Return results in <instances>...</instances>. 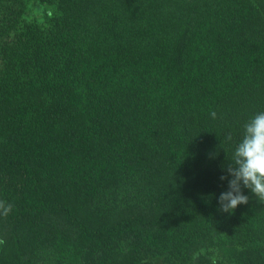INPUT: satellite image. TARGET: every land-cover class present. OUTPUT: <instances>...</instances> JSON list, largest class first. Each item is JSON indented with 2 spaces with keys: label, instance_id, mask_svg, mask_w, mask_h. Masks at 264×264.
Here are the masks:
<instances>
[{
  "label": "trees",
  "instance_id": "trees-1",
  "mask_svg": "<svg viewBox=\"0 0 264 264\" xmlns=\"http://www.w3.org/2000/svg\"><path fill=\"white\" fill-rule=\"evenodd\" d=\"M222 53L264 111V0H0V264H264V203L218 202L245 124L199 70Z\"/></svg>",
  "mask_w": 264,
  "mask_h": 264
},
{
  "label": "clouds",
  "instance_id": "clouds-1",
  "mask_svg": "<svg viewBox=\"0 0 264 264\" xmlns=\"http://www.w3.org/2000/svg\"><path fill=\"white\" fill-rule=\"evenodd\" d=\"M210 114L216 117L214 111ZM227 139H232L231 133ZM226 173L220 177L228 180V190L220 194L218 201L222 211L231 213L238 205L249 202L250 197L242 188L249 189L259 202L264 203V111L256 113L244 124L243 136L234 149L231 162L226 165ZM11 208V204L0 200V215L7 216Z\"/></svg>",
  "mask_w": 264,
  "mask_h": 264
},
{
  "label": "rangeland",
  "instance_id": "rangeland-1",
  "mask_svg": "<svg viewBox=\"0 0 264 264\" xmlns=\"http://www.w3.org/2000/svg\"><path fill=\"white\" fill-rule=\"evenodd\" d=\"M36 3L37 2H35V4H34V11L32 12L33 15H34L33 17L40 18L41 15L43 14L42 13V9L39 6H36ZM260 38H258V39H260ZM257 48L258 47L255 46V50L254 51H249L248 54H246V56H245L251 62L254 61V59H252L254 57L253 55L255 54V57H256L257 54L260 53V51H258V50H260V48H258V49ZM227 57H228V54H227ZM227 57H226V54L222 53V55H220V57L218 59H217V57H216V59L214 58L213 62H211V61H200L199 70H200L201 73H204V72L208 71L209 69H211L212 73H216V74L220 75V78L216 82H214L211 79H209V86L212 87V86L216 85V83H218L219 81L224 82L223 84L226 87L225 88H221L220 90L224 91V92H228L229 96L233 97L234 101H235V102H233V105H232V102H228V105H226L225 117L231 118V119L234 118L238 122V124H243V123H246L252 117H250V113L248 112L247 107L244 105L245 102H246V101L243 100V96L244 95L243 94H239V95L235 96L232 92L235 89V87L237 86V84L240 85L243 81H245V77L246 76L249 78V80H251L254 76H256V74H254L253 72H243V73H241V71L239 70L238 74L233 76L232 75V71H230V69L229 70H224L223 69V66H225V65L230 66L231 70L235 69L234 66H232V65H230L228 63L229 60L227 59V62H224L222 65L220 63L221 60H223V59H225ZM255 62L256 61H254V63ZM210 65H212V66H210ZM226 74L227 75L229 74L231 76V79H233L236 82L232 83L231 85H228L226 83V81L224 80V76ZM245 85H246V83H245ZM250 102H252V101L250 100ZM204 106L205 105H200L199 107H193V108H190L188 111H186L185 120L187 122L189 120L190 123L192 122V124H193L192 128H195V126H196V121L193 119L195 113L198 112L200 118H203L205 115H208V117L210 118L211 111L209 110V108H206ZM207 159L208 160H206V164L208 165L209 168H213V158H211V157L209 158L208 157ZM200 175L201 176H200V178L199 177L197 178V181L198 182L200 181V183L202 185H205V183L207 181V176H206L207 174L204 172V173H202ZM181 190L183 191V192H181V193H183V196L189 194V196H187V197H190V195H192V199H193V196L196 195V193L198 191L197 189L190 188L189 186L188 187L185 186ZM233 213H235L237 215V219L239 217L241 218L240 213L237 210V208L233 211ZM215 214H217V212ZM215 214L211 215V217H212V220L216 222V219L213 217V216H215ZM221 216L225 217V215H221ZM225 228H226V226L223 227V229H225ZM226 232L227 233H223V234L221 233L222 234V235H220L221 238H222L221 241L224 238H229L230 240H233L234 236H233V239H232V236H230V234L232 232H230V231L228 232V230ZM228 235H229V237H228ZM224 241H226V240H224ZM227 242H229V241H227ZM211 250H213V249L212 248H210V249L209 248L208 249L203 248V252L205 254H207L208 252L210 253ZM216 254H219V253H216ZM182 258H187V257L182 256ZM160 261L162 262L161 264H163L162 260L157 259V263H160Z\"/></svg>",
  "mask_w": 264,
  "mask_h": 264
}]
</instances>
